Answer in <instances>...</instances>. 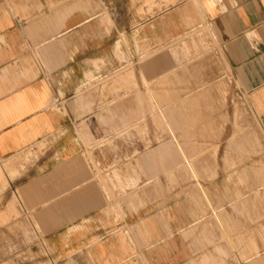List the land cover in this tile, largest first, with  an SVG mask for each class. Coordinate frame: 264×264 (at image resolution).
<instances>
[{
	"label": "crops",
	"instance_id": "0c3cea01",
	"mask_svg": "<svg viewBox=\"0 0 264 264\" xmlns=\"http://www.w3.org/2000/svg\"><path fill=\"white\" fill-rule=\"evenodd\" d=\"M0 264H264V0H0Z\"/></svg>",
	"mask_w": 264,
	"mask_h": 264
},
{
	"label": "rangeland",
	"instance_id": "374dc122",
	"mask_svg": "<svg viewBox=\"0 0 264 264\" xmlns=\"http://www.w3.org/2000/svg\"><path fill=\"white\" fill-rule=\"evenodd\" d=\"M213 61H215L216 65L218 66L217 72L213 75L216 79L215 83L218 85L217 87L221 89V93L225 95L227 93L230 74L227 70L223 69L217 58H215ZM232 103L234 111L233 125L242 128L251 127L253 130L256 129L257 123L251 113V105L248 101V98H238L236 96Z\"/></svg>",
	"mask_w": 264,
	"mask_h": 264
}]
</instances>
